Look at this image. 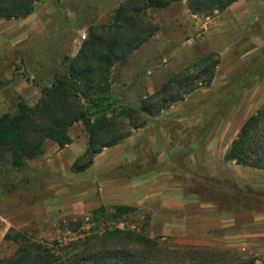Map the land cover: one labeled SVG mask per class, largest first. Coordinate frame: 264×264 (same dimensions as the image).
<instances>
[{
    "label": "crops",
    "instance_id": "obj_1",
    "mask_svg": "<svg viewBox=\"0 0 264 264\" xmlns=\"http://www.w3.org/2000/svg\"><path fill=\"white\" fill-rule=\"evenodd\" d=\"M73 1L68 0L69 3ZM125 1L101 0L80 24L72 6L58 5L54 0H43L44 3L25 19L0 20V77L7 79L8 84L0 88V111L3 112L0 116L4 115L3 110L11 107L5 95L11 88L29 106L36 105L42 97V90L52 85L53 71L60 69L65 57H76L89 28L110 24L116 10ZM148 14L160 24V31L142 48L117 64L111 77L112 88L119 84L120 87L126 86L122 92L141 93L145 97L159 92L186 66L207 55L197 56L193 52L199 36L206 38L217 26L225 28V23L201 20L193 15L186 1L167 9L150 10ZM25 53L29 54L27 60L31 63L26 70L33 76L48 77L38 85L14 77L20 56ZM114 76L119 82L116 80L113 84ZM111 102L110 107L114 104V101ZM139 106V101L131 105ZM148 129L134 132L121 144L104 149L94 158L93 165L83 172L73 170L88 149V135L81 123L70 129L72 143L65 148L47 142L44 155L28 161L24 168L40 169L44 173L46 177L42 188L51 190L52 199L31 201V207L9 214L0 212V256L6 244L10 243V248L18 246L6 242L7 235L12 232L30 234L29 230L37 225H51L60 220L76 221L102 206L123 205L148 213L151 216L148 230L152 237L186 234L189 222L201 221L205 216H220L218 218L222 217L224 221H228V216H235L238 221L243 216H264V209L254 207L245 210L241 206L235 212L221 211L211 201L186 195L181 183L175 181L172 174L170 152L181 150V146L174 143L179 141V137L165 132L147 133ZM207 140L204 148L208 156L206 165H211L214 156L220 161L219 173L226 179L235 180L238 195L251 186L254 192L257 191L252 198L253 204L257 200L264 201V171L227 162L229 145L222 141V135L215 141ZM192 150L195 151L196 147L192 146ZM152 160L162 169L157 165L151 168ZM167 164L169 167H166ZM64 174L69 175L70 180L62 181L61 175ZM174 216H182L184 224L175 222Z\"/></svg>",
    "mask_w": 264,
    "mask_h": 264
},
{
    "label": "trees",
    "instance_id": "obj_2",
    "mask_svg": "<svg viewBox=\"0 0 264 264\" xmlns=\"http://www.w3.org/2000/svg\"><path fill=\"white\" fill-rule=\"evenodd\" d=\"M186 1L190 12L209 16L224 12L239 0H126L116 10L110 24L91 26L74 58L65 57L64 71L55 75L50 87L34 106L18 98L14 113L0 116V164L21 170L28 161L44 155L51 141L61 148L72 143L70 129L81 123L88 135V149L73 166L76 172L88 170L94 158L106 148L121 144L131 133L118 135L124 121L140 120L173 104L184 101L199 86L188 77L192 69H204L203 85L209 87L218 62L215 54L200 59L172 77L162 89L141 102L139 107L113 108L93 113L99 101L108 103L111 94L112 69L142 48L160 31V24L149 16L150 10L167 9ZM41 0H0V20H22L32 15ZM199 75V76H200ZM158 102V103H156ZM156 103V104H155ZM112 113L109 116L107 113ZM119 114L117 116L116 113ZM134 126V129L141 128ZM226 161L238 166L264 171V107L243 124L231 144ZM0 172L3 173L2 167ZM136 208L118 205L109 212L102 206L90 216L63 223L70 233L68 242H31L25 232H12L6 242L19 246L14 258L0 264H252L241 261L231 252L174 249L162 243V237L151 238L146 229L122 228Z\"/></svg>",
    "mask_w": 264,
    "mask_h": 264
},
{
    "label": "rangeland",
    "instance_id": "obj_3",
    "mask_svg": "<svg viewBox=\"0 0 264 264\" xmlns=\"http://www.w3.org/2000/svg\"><path fill=\"white\" fill-rule=\"evenodd\" d=\"M100 1L75 0L69 3L68 0H54V3L72 6L77 12V23L80 24L82 18L86 17ZM42 3H44L43 0L38 6ZM199 17L201 20L225 23L223 25L225 28L217 26L206 38L204 35L199 36L193 51L197 56L204 54L208 56L212 53L216 55L214 61L218 64L211 85L209 87L203 85L206 77L200 74L205 68L192 69L188 77L195 79L194 82L199 89L186 96L184 101L171 105L153 117L140 120L118 119V122L124 121L125 127L120 128L117 134H132L148 127L147 133L165 132L178 136L179 141L174 143L179 144L181 150L176 149L170 152L172 174L174 180L181 183L186 195H194L201 201H211L221 211L235 212L241 206L245 210L254 207L264 209L262 200H257L255 205L253 204L252 198L257 191L254 192L250 186L241 192L243 194L238 195L235 180L226 179L219 173L220 161L213 156L211 165H206L208 156L204 152L208 144L207 139L215 141L221 135L224 138L222 141L227 143L230 149L246 120L264 107V0H239L224 12ZM20 57L21 61L14 77L31 85H38L40 81L48 78L33 76L26 70L27 65L31 64L27 60L28 53L21 54ZM202 58L198 57L186 68L192 67ZM64 69L62 63L60 69L53 72L58 75L63 73ZM116 80L119 82L118 77L114 76L113 84ZM6 85H8L7 79L0 77V88ZM124 87L126 86L120 87L116 84L113 88L111 87V94L108 95V99L114 101L113 108L118 111L124 107H131L132 104H136V101L141 104L142 101L154 95L145 97L141 93L126 94L122 92ZM5 95L11 107L3 110L4 114L16 112L17 100L22 97L15 95L12 88L8 89ZM111 111L107 113L109 116L112 115ZM2 113L0 111V115ZM118 114L119 112L115 116ZM140 125H142L141 128L134 129V126ZM192 146L196 147L195 151L192 150ZM150 163L151 168L159 166L158 168L162 169L155 160ZM0 167L3 170V173L0 172L1 213L9 214L31 207L30 202L34 200L52 199L51 190L42 188L46 176L40 169L26 167L15 170L5 164H0ZM166 167L169 165L167 164ZM68 176L61 175L62 181L70 180ZM113 207L106 206L109 212H112ZM56 216L59 215L56 214ZM84 216H90V212ZM218 217L220 216H205L201 221H191L188 223V233L162 237V243L174 249L231 252L241 261L264 264V216H243L239 218V221L235 216H228V221ZM150 219L151 216L148 213L137 211L126 219L127 221L121 227L138 231L146 229L149 237L156 238L157 236L152 237L149 234ZM174 221L184 224L182 216H174ZM63 223L68 222L60 220L51 225H37L32 228L33 230L30 229V234H27L31 238L30 243L43 242L50 246L55 241L68 242L66 237L71 235L63 230ZM10 245L8 243L4 246L0 260L7 261L14 258L19 246L10 248Z\"/></svg>",
    "mask_w": 264,
    "mask_h": 264
},
{
    "label": "water",
    "instance_id": "obj_4",
    "mask_svg": "<svg viewBox=\"0 0 264 264\" xmlns=\"http://www.w3.org/2000/svg\"><path fill=\"white\" fill-rule=\"evenodd\" d=\"M111 101L108 102V103H105L103 101H99L95 104V111L93 113H96V112H103V111H106L109 109L110 105H111Z\"/></svg>",
    "mask_w": 264,
    "mask_h": 264
}]
</instances>
